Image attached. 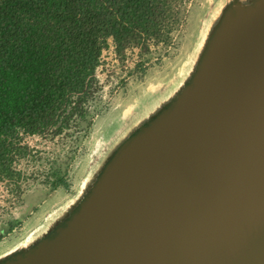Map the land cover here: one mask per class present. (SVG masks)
<instances>
[{
	"label": "water",
	"instance_id": "obj_1",
	"mask_svg": "<svg viewBox=\"0 0 264 264\" xmlns=\"http://www.w3.org/2000/svg\"><path fill=\"white\" fill-rule=\"evenodd\" d=\"M251 1L227 6L176 104L0 264H264V0Z\"/></svg>",
	"mask_w": 264,
	"mask_h": 264
},
{
	"label": "trees",
	"instance_id": "obj_2",
	"mask_svg": "<svg viewBox=\"0 0 264 264\" xmlns=\"http://www.w3.org/2000/svg\"><path fill=\"white\" fill-rule=\"evenodd\" d=\"M185 18V0H0V178L13 196L28 185L18 162L36 157L25 136L74 143L90 129L109 42L119 56L136 49L144 72ZM65 175L50 162L42 184L67 187Z\"/></svg>",
	"mask_w": 264,
	"mask_h": 264
},
{
	"label": "rangeland",
	"instance_id": "obj_3",
	"mask_svg": "<svg viewBox=\"0 0 264 264\" xmlns=\"http://www.w3.org/2000/svg\"><path fill=\"white\" fill-rule=\"evenodd\" d=\"M250 1L185 0L186 18L174 32V44L152 48L144 72L135 68L136 49L119 56L109 42L97 70L101 92L92 104L90 129L74 143L62 137L25 136L23 144L36 157L21 158L17 164L25 173L18 180L28 184L19 197L9 191L13 180L0 178V261L28 250L69 215L90 191L114 150L189 80L203 38L210 34L223 6ZM50 162L65 171L67 187L53 189L42 184Z\"/></svg>",
	"mask_w": 264,
	"mask_h": 264
},
{
	"label": "bare ground",
	"instance_id": "obj_4",
	"mask_svg": "<svg viewBox=\"0 0 264 264\" xmlns=\"http://www.w3.org/2000/svg\"><path fill=\"white\" fill-rule=\"evenodd\" d=\"M251 2H252L251 4H257L259 2V0H252ZM237 6H238V8H240L242 6V4L241 5L239 4ZM227 8H228L227 5L223 6L220 15L215 19V22H214V25L212 27L210 34L203 38V46L201 48L199 57L197 59L194 70H193L189 80L186 83H184L183 86H181L180 89L178 91H176V93L170 97L168 103L165 106H163L160 111H158V113L155 115V118L152 121H150L147 124L140 126L137 129L138 132H137V130L132 132L114 150L112 156L109 158V160L105 164L106 169L108 168L109 164L112 162L113 158H115L127 146V144H129L132 140H134L139 134H141L144 130H146L151 124L158 121L168 110H170L176 104V102L179 100L181 95L190 87V85L192 84V82L195 80L196 76L198 75V73H200V71L202 69V64H204L203 62L206 59V55H207V52L209 50V47L213 43L214 38L217 36V34H218V32L222 26L223 20H224L225 15H226Z\"/></svg>",
	"mask_w": 264,
	"mask_h": 264
}]
</instances>
